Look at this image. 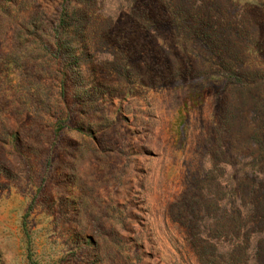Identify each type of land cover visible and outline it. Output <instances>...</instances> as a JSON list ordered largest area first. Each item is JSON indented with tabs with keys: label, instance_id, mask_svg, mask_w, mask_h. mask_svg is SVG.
<instances>
[{
	"label": "rangeland",
	"instance_id": "1",
	"mask_svg": "<svg viewBox=\"0 0 264 264\" xmlns=\"http://www.w3.org/2000/svg\"><path fill=\"white\" fill-rule=\"evenodd\" d=\"M0 264H264V0H0Z\"/></svg>",
	"mask_w": 264,
	"mask_h": 264
}]
</instances>
